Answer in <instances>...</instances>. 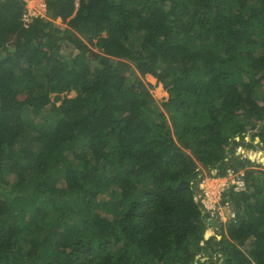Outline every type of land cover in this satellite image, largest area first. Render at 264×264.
Segmentation results:
<instances>
[{
  "label": "trees",
  "instance_id": "1",
  "mask_svg": "<svg viewBox=\"0 0 264 264\" xmlns=\"http://www.w3.org/2000/svg\"><path fill=\"white\" fill-rule=\"evenodd\" d=\"M44 3L0 0V264H264L263 150L230 155L264 149V0ZM229 167L222 221L196 183Z\"/></svg>",
  "mask_w": 264,
  "mask_h": 264
},
{
  "label": "built area",
  "instance_id": "2",
  "mask_svg": "<svg viewBox=\"0 0 264 264\" xmlns=\"http://www.w3.org/2000/svg\"><path fill=\"white\" fill-rule=\"evenodd\" d=\"M38 2L41 3V5L39 4V11L37 9L29 8L27 1L25 0V12L22 15L25 22L30 21L33 17H45L42 12L43 9L44 12L46 11L47 13L44 0H38ZM196 187L200 201L204 208L210 213V215L214 216L218 214L219 218H221L223 215L222 211H220V208H228L229 215L227 218H223L226 220L234 218L235 212L231 209L229 200L227 199V195H225V193L229 189H232L233 191L245 190L244 170L241 168L235 169L229 167L221 176L213 177L210 175H205L199 178L196 183Z\"/></svg>",
  "mask_w": 264,
  "mask_h": 264
},
{
  "label": "rangeland",
  "instance_id": "3",
  "mask_svg": "<svg viewBox=\"0 0 264 264\" xmlns=\"http://www.w3.org/2000/svg\"><path fill=\"white\" fill-rule=\"evenodd\" d=\"M27 1V5L29 8L31 9H37L39 8V4L41 5V3L38 2V0H26ZM42 9V8H41ZM40 10V9H39ZM38 10V11H39ZM37 11V12H38ZM35 12V13H37ZM42 12H43V15H45L46 18H48L47 16V13L46 11L44 12V10L42 9ZM54 23L55 25L57 26H64L65 27V24L61 22L60 19H56L54 20ZM256 51H260V48L257 47V50ZM150 74H146L144 75V81L148 84V86L150 87V91L153 95V97L156 99V101L159 102V104L162 102V101H165L168 97V93L165 91V89L163 88L162 84L158 81H156V78H151L149 76ZM158 87V88H157ZM160 88V89H159ZM69 96H73L74 95V92L71 91L70 93H68ZM58 103V102H57ZM32 117V119L36 118L35 120H37V117L35 115H30ZM245 124L247 125V128L250 129L251 128V124H249L248 122H245ZM32 128V127H30ZM257 129H252V130H249L245 135H244V138H239V137H236V140L239 141L238 144H232V148L230 150V155L233 157H236L238 158L240 161L241 160H245L244 157H242L241 155H239V146H243V147H246V148H251V149H254V150H258V149H261L263 150V156H264V149L262 147V143L260 142V139L258 136L255 135V132H256ZM229 155V156H230ZM240 166V165H239ZM247 168H253L255 170H261L264 172V158L261 162H254V161H250V163H247ZM205 175H208L207 173H203L200 177H203ZM10 188V186L8 187V189ZM220 211H222V217L220 218L222 221L226 220L224 219L223 217L227 218L229 213V209L228 208H220ZM217 231H216V227H211L209 229V233L210 235L212 234H215ZM219 237V236H218ZM251 241V240H250ZM250 241L248 240L244 246H242L241 248L242 249H245ZM207 258V256H201V253H197L196 256L194 257V261H193V264H197L198 263V260L200 261H204L205 259Z\"/></svg>",
  "mask_w": 264,
  "mask_h": 264
},
{
  "label": "clouds",
  "instance_id": "4",
  "mask_svg": "<svg viewBox=\"0 0 264 264\" xmlns=\"http://www.w3.org/2000/svg\"><path fill=\"white\" fill-rule=\"evenodd\" d=\"M209 175V174H208ZM197 188V187H196ZM197 192H198V190H197ZM198 194V193H197Z\"/></svg>",
  "mask_w": 264,
  "mask_h": 264
},
{
  "label": "bare ground",
  "instance_id": "5",
  "mask_svg": "<svg viewBox=\"0 0 264 264\" xmlns=\"http://www.w3.org/2000/svg\"><path fill=\"white\" fill-rule=\"evenodd\" d=\"M239 153H240V151H239ZM239 153H238V154H239Z\"/></svg>",
  "mask_w": 264,
  "mask_h": 264
},
{
  "label": "crops",
  "instance_id": "6",
  "mask_svg": "<svg viewBox=\"0 0 264 264\" xmlns=\"http://www.w3.org/2000/svg\"><path fill=\"white\" fill-rule=\"evenodd\" d=\"M160 89V88H159Z\"/></svg>",
  "mask_w": 264,
  "mask_h": 264
}]
</instances>
